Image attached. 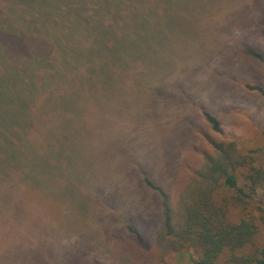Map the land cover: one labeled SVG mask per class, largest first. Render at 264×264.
I'll return each mask as SVG.
<instances>
[{
  "label": "rangeland",
  "instance_id": "obj_1",
  "mask_svg": "<svg viewBox=\"0 0 264 264\" xmlns=\"http://www.w3.org/2000/svg\"><path fill=\"white\" fill-rule=\"evenodd\" d=\"M197 1L192 30L185 25L150 32L152 51L140 62H123L138 61L141 74L113 76L111 85L75 86L72 95L53 97L59 86L64 89L60 76L74 60L80 62L77 73L89 67L87 55L68 45L72 34L65 38L58 27L49 34L58 42L67 39L62 56L68 63L52 78L33 64L23 66V81L14 62L0 58V264L202 260V250L188 241L174 249L166 236L157 244L160 200L144 177L169 194L177 234H184L189 211L253 226L249 243L224 249L212 264H255L260 258L264 95L251 88L264 92V62L246 50L264 57V4L248 10L247 0ZM5 10L6 25L19 30L17 14L7 5ZM174 34L179 39L172 40ZM16 40L15 54L22 44L34 45L28 37ZM147 84L152 89L145 90ZM44 89L49 100L38 111L33 105L30 115L25 108ZM203 111L218 120L220 131ZM218 167L234 177L236 189Z\"/></svg>",
  "mask_w": 264,
  "mask_h": 264
},
{
  "label": "trees",
  "instance_id": "obj_2",
  "mask_svg": "<svg viewBox=\"0 0 264 264\" xmlns=\"http://www.w3.org/2000/svg\"><path fill=\"white\" fill-rule=\"evenodd\" d=\"M245 2L248 10L253 5L261 7L264 4V0ZM197 3V0H0V58L14 62L13 68L23 81L25 67L33 64L39 67L44 78H52V72L59 73L60 68L68 63L62 56L63 42L67 39L58 42L49 34L50 27H58L65 38L68 36L69 39L72 34L68 45L87 55L85 65L89 67L83 73H77L80 62L74 60L75 64L70 65L71 72L60 76L65 83L64 89L60 90L62 85L59 86L58 91L53 92V97L60 99L63 97L62 93L70 91L72 95L75 86L82 88L87 84L93 86L101 82L103 85H111L108 78L113 76L117 80H123L126 75L141 74L140 57L152 51L154 46L147 41L150 32L160 31V27L170 31L180 30L185 25L192 30L190 25L194 22ZM6 5L17 14L19 30L14 31L6 25L5 16L9 13L5 10ZM22 37L33 39L32 44L35 46L22 44V48H18L20 52L15 54L13 49L17 47L16 39ZM174 39H179V36L174 34L172 40ZM246 53L264 62V57L259 52L247 49ZM130 58H137L139 62L134 60L128 62L129 65H123ZM24 65L26 66L23 68ZM150 89L152 86L147 84L145 90ZM251 89L264 95L259 87ZM48 94L46 89L38 92L33 98L34 102L25 108L26 112L32 115L30 108L33 105L38 111L43 101L49 100ZM202 113L211 128L220 131L218 120L207 111ZM30 123L29 120L26 121L28 126H31ZM213 167L217 169L215 165ZM220 167L218 170L227 174L226 169ZM143 181L160 200L161 227L156 235L157 244L161 245L166 236H169L167 245L174 249L187 241L193 247H199L203 259L192 264H212L224 249L235 250L250 242L254 234L253 226L245 222L226 225L216 220L211 213L208 216H198L195 211L188 212L184 234H177L169 194L148 177H144ZM225 182L230 188L236 189L233 176L228 175ZM26 189L31 190L28 186ZM128 230L134 232L131 225H128ZM259 255L260 258L255 260V264H264V248Z\"/></svg>",
  "mask_w": 264,
  "mask_h": 264
}]
</instances>
